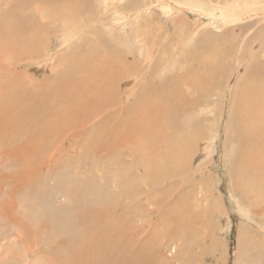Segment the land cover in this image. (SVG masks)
I'll list each match as a JSON object with an SVG mask.
<instances>
[{
  "label": "rangeland",
  "instance_id": "obj_1",
  "mask_svg": "<svg viewBox=\"0 0 264 264\" xmlns=\"http://www.w3.org/2000/svg\"><path fill=\"white\" fill-rule=\"evenodd\" d=\"M7 1L10 2L11 0ZM107 2L109 4H107L106 7L109 6V9H114L113 13L115 16L113 19L112 16L107 15V9L101 10L102 13H98L99 17L95 19L93 10L90 8L97 5L98 1H89L90 8L86 9L84 17L87 15L93 17H86L92 20L85 28V31L87 33L90 31V33H84V35L87 36L86 39H81L80 33L76 37L70 38L63 46H61V43L57 40L58 36L56 30L58 29V25L54 26V23L40 18L43 29L40 30L41 39L39 45L40 47H44L43 45L48 41L47 30L52 32V56L54 58L57 56L54 59L57 65L59 63V57L56 53L58 49L62 48L67 50L66 53L62 55L65 57L74 54L82 55L85 54L84 51L90 49L92 53L97 43H102L100 45L103 46L102 48L106 55L116 54V57H119L118 64L122 73L120 75H122L121 79L123 78L122 81H115L116 96L113 97L111 102H109V96H102L100 101L102 106L100 109H94L96 107V101L92 95L94 86L91 87L92 89L90 87H88L89 89H78L75 93L69 94L67 88L68 82H63L62 87L65 89V94L60 95V97L56 95L49 101L50 112L47 121L51 123L55 120V127L46 125L45 129L49 130L48 134H46L44 129L40 131V134L43 135L42 137L45 138L44 142L50 144L46 151L42 148L41 161H39L41 173L40 184L42 185L40 187L42 191L41 195H45L41 196L42 201H44L39 204V207L41 205L40 209L43 208L48 215L58 218L61 215L67 218L69 215L73 216L78 206H82L81 208L92 207L91 205L95 204L92 200L94 198L93 195L94 193L97 194V191L99 195L103 194L105 198L109 197L110 202L109 198L106 202L108 201L110 207L106 208L107 210L101 216L104 222L102 227L106 229L109 226L107 230L114 231V240L109 238V244L111 245L107 247L109 251L107 256L109 258L113 256L111 250L115 249V245L119 243L116 245L117 248L125 252L124 255H127L126 257L128 260L133 259V261H130L131 264H264V170L252 164V162L250 163L251 166L248 164L249 167L246 168V172L248 171L247 174L253 179L260 177L262 182L259 188L253 192L244 194V192L241 193L237 190L235 186V182L237 181L235 179L236 172L234 170L238 172V169L235 168V161L237 159L235 157L236 155L238 157L240 148L243 144L240 142L241 144L239 146V143L236 142L234 138L233 132L230 130L229 123L231 116H229V109H231L232 96L230 89L236 83L239 67H236L234 62L236 57H234V55L232 56V63L231 61H224V55L221 50L224 36L227 35L228 44L234 49L240 38H247V36L254 32L258 25L262 24V22L264 24V20H260L262 17L264 19V16L258 11H252L251 14H255L253 18L246 20L247 22L249 21L248 23L252 26H249L245 31L241 29H237L236 32L230 29L225 31L216 29L220 31V33H223L210 43L209 40L205 38L207 36L203 35L205 32L209 31L204 27L200 30L201 32L204 31L202 35L194 38L191 42V46H187L186 40H183L188 34L185 21L183 20V22L179 23L173 21V17L177 18L179 15H182V13L179 12V15L177 14L173 17L167 15L169 19L167 18V21L161 24L167 26L170 30L169 33L163 30H159V32L155 29L153 30V28H156L154 25V27L149 29L152 37L147 38V43L152 42L151 38H161L159 43H163V45L161 44L162 46H160V49L156 51L151 62H142L143 65L137 68V63L141 62L140 60L144 58L139 55V51L133 50L132 47L133 55L125 57L128 53L126 50L128 46L125 47V44L111 39L108 36L109 33L107 32L108 29L106 26H108V24L110 25L113 20L115 21L119 16L116 14V5L114 1L109 0L106 1V3ZM119 2L121 1L117 0V3ZM126 2L128 1H124V3ZM263 2L264 0H259L252 4L254 6L259 3L257 4L258 7L262 6L264 4ZM90 3H92L93 6ZM128 3L131 5V8H129V10H131L133 9V4L136 2L130 0ZM157 9L160 11V14L155 15L160 21L162 19V9L161 7H157ZM196 11L189 14L188 21H204L203 19H196L194 15ZM111 20L112 22L109 23ZM124 20L125 18L120 20V22ZM208 20L207 18L206 22ZM105 21H107V24ZM215 22L216 21H213L212 25L218 26L219 23ZM94 23L96 27L99 26V28L94 29L95 32L91 29ZM132 23L130 27L132 29L128 28L127 31L130 37L132 35L131 38L129 37V40L131 43L133 42L132 45H134V42L138 39H136L135 31L133 30L136 23ZM103 24H106V26ZM239 25H241V22H239ZM261 31L262 28L259 30V33H261ZM259 33H257L256 36H258ZM167 37L169 38L167 39ZM79 39L81 40L78 41ZM198 41L200 45L195 52V45ZM116 45L120 46L118 47ZM213 49L214 51H212ZM160 50L163 52H161L159 56ZM215 50L219 52L216 53ZM209 51L214 53L212 54ZM61 52L60 50V54ZM208 53L209 55H213H211L212 58H209ZM238 53H241L239 49L235 55H240ZM165 55L169 57L167 58ZM103 56L105 57V55ZM137 57L140 59L139 61H137ZM244 58H247V56ZM2 59L3 58L0 57V64L4 66L0 65V71L7 70L8 74H4L5 76L3 75L1 80L4 78L7 79L6 76L8 75V77L11 76L10 78H18L17 81L21 82L20 84H23L27 89V96L31 97L33 94V98L35 99L39 98L40 93L44 91L48 85L44 83V79L50 76L52 77L53 74H55L53 71H50L48 65L43 68L39 67L41 64L39 65L37 61H42L41 57H37L35 58L37 60L31 61L30 66H28V61H25L20 66L9 68L6 64L7 61L5 59L1 61ZM260 59L264 60V52L261 54ZM204 60H208V63L206 62V64ZM177 62L179 67L184 66L185 69H180L179 78L177 80H172L173 76L177 78L179 74ZM233 64L235 65L234 70L236 72L234 74V71L232 72L231 69ZM246 64L245 59V64L240 67L239 72L243 71L242 69ZM148 65H152L151 70L155 71L156 75H161V73H165L167 70L168 79L159 80L155 75L153 76V74L150 76L152 72L147 70L149 67ZM216 66L219 67V73L218 76H216V80H218L219 83L223 81L226 73L228 75L226 74L225 80L229 75V78L232 77L229 79L230 87L227 89L228 94H226L224 102H221V98L219 97L222 92L220 86L211 90L207 83H201L197 91L196 89L193 91L190 85V89L187 88V91L185 87L188 85L187 83H199L203 80V77H207L212 73L211 69ZM173 68L174 70H172ZM208 68L210 69L208 70ZM123 69L125 71H123ZM116 71L117 66L114 65V72L110 75L109 79L114 76ZM142 71L143 75L147 76V79L142 78L137 84L132 76L133 74L138 75ZM131 74L132 76H130ZM143 82H146L145 86H138L139 84L142 85ZM120 84H123V86L118 91L117 89ZM159 86L161 88H159ZM171 86L175 93V100L177 103L179 102L178 110L174 112V114L178 112L179 118L172 114L175 116V121L168 119L166 122L169 116L167 113L168 109L165 106L166 104L154 97L152 99L151 97L153 93L157 91L163 89L169 91ZM153 87L155 88L153 89ZM204 91H206V94H203ZM181 93L184 96L181 95ZM147 94L151 100L147 97ZM81 95H84L87 100L89 99L91 101L83 102L80 99L83 98ZM140 101L141 103L143 101L145 103L141 104ZM147 102L150 104H146ZM138 103H140V105ZM61 104L62 106H59ZM138 106L140 109L137 111ZM210 106L212 108H210ZM54 109H57V112ZM221 112H223V115ZM77 113L81 114L75 116ZM160 113L163 114V116ZM111 116L115 118H111ZM209 118L211 121H216L213 128H211L212 137H209L210 139L205 137V139L208 140L205 142V145L204 140L196 144V147L200 146L196 148L197 154L191 164L189 163V165H186L181 175L176 177L168 176L166 171L167 167L165 165L166 161L164 162L163 155L167 157L168 161L172 155L169 153L173 152L179 136L183 131L186 132L190 129V125H193V130L191 128L189 132L196 130L194 135L192 134L190 137L195 136L199 132V128L201 130L200 132H206V129L208 132L207 127L208 123H210L208 121ZM149 120L152 121L151 125L148 126L144 124V121ZM101 124L104 127L107 126V133H103V128L101 129L100 127ZM197 124H199V126ZM170 125H172V128ZM94 130L99 131L100 136L92 138L94 136L92 134ZM157 130L158 134L166 133L167 136L165 134L164 136L166 137L164 139H169L170 141L163 142V149L157 145L153 150L146 140ZM161 136L164 137L163 135ZM93 141L96 146L92 144ZM169 147L172 148V151ZM209 147L211 148V152L205 157L204 155L207 153V149H210ZM152 168L154 172H152ZM253 168H256V170ZM75 179L81 181L79 186L77 185L79 183ZM71 183L78 186V193L75 195L72 193ZM208 187H210L213 192V194H209V196L211 195L210 198L215 196L219 204V209L216 207L217 210H207V201H199L203 196L201 193H207L209 190ZM108 204L106 205L109 206ZM46 206H49L48 209ZM72 210L73 212H71ZM41 213L43 214L45 212ZM89 215H91V213ZM69 219L67 218L68 221ZM90 222L93 223L94 221ZM8 229L10 230V228ZM72 230L73 229L70 228L68 233L66 229L60 230L54 237L55 240L40 244V246H38L40 251H37L38 255L36 259H39V261L44 264H50V262L51 264H72V259L75 262H79L78 259L81 258L80 262L84 261L85 263H88V260H98L101 257L99 254L100 252H95V249L92 251V244L83 245L82 242L77 243L83 245H80V247H82V250H85L81 251V249L79 250L78 248L79 245L69 241V233ZM117 237L121 240H118ZM104 238H106V236ZM116 238L117 240H115ZM100 241L101 244L104 243L103 238H100ZM91 252L94 254L95 258ZM116 252L115 256L119 257L118 255L120 252ZM83 253L85 256L82 255ZM68 255L70 257L72 255V259L68 258ZM67 258L68 262L66 261ZM113 259H115V257H113ZM47 260L50 262H47Z\"/></svg>",
  "mask_w": 264,
  "mask_h": 264
},
{
  "label": "bare ground",
  "instance_id": "obj_2",
  "mask_svg": "<svg viewBox=\"0 0 264 264\" xmlns=\"http://www.w3.org/2000/svg\"><path fill=\"white\" fill-rule=\"evenodd\" d=\"M89 1L91 2V0H11L10 2H8L7 0H0V57L7 61L6 64L8 66L7 65L6 66L8 68L20 66L25 61H28L29 64L28 66H30L31 61L37 60L35 59L37 57H41L42 61H37L39 65L41 64L39 67L43 68L44 66L48 65L50 71H53L55 73L53 74L52 77L50 76L44 79V83L48 85L46 89L40 93L39 98L35 99L33 98V94L31 97L27 96L28 94L27 89L24 87L23 84H20L21 82L17 81L18 78L17 79L16 77L15 79L14 77L10 78L11 76L8 77L9 76L8 75L6 76L7 79L2 78L3 80H1V77L4 74H8V71L7 70H2V72L0 71V264H44L41 263L39 259H36L38 255L37 251H40V248L38 246H40V244L42 243L52 242L53 240H55L54 237L56 236L58 231L66 229L68 233V230L70 228L73 229L69 233L70 234L69 241L71 243L77 244L79 242H82L83 245L92 244V248H93V249L91 248L92 251L95 249V252L96 251H98V253L100 252L99 254L101 256L96 261L88 260V263H85L84 261L80 262L82 258L78 259L79 262H75L72 259V255L71 257L68 255V258L72 259V264H113V263L131 264L130 261H133V259L128 260L126 257L127 255L126 256L124 255L125 252L117 248L116 245L119 243L115 245V249L111 250L113 256H111L110 258L107 256V253L109 252L107 247L111 245L109 244V238L114 240V231L107 230L109 226L106 229L102 227V224L104 222L101 216L107 210L106 208L110 207L108 201L106 202V200H108L109 197L105 198V195L103 194L99 195V192L97 191V194L94 193L93 195L94 198L92 199L95 202V204H92L91 205L92 207H85V208H81L82 206L80 207L78 206V208L75 210L76 212L73 213V216H70L68 214L69 216L67 218L69 219L70 217L69 221L67 220L66 217L61 215L59 218L56 216L48 215L47 212L43 210V208H41L42 210L40 209L41 205L39 207V204L44 201V200L42 201L41 196H45L44 194L41 195L42 191L40 187L42 185L40 184L41 173L39 168V161H41V153L43 152L42 148H44L46 151L47 148L50 146L48 142L47 143L44 142L45 138L42 137L43 135L40 134V131H42L41 129H44L46 131V134H48L49 130L45 129L46 125L55 127L54 125L55 120L54 122L51 123L47 121V117L50 112L49 101L56 95L60 97V95L65 94V89H63L62 87L63 82L65 83L68 82L67 88L69 90V94L75 93L78 89L80 90L89 89L88 87L91 88L94 86L93 89L91 88L93 90L92 95L94 97V100L96 101V107L94 109L97 108L100 109L102 106L100 102L102 96H109V102H111L113 97L116 96L115 81L123 80V78L121 79L122 75L120 74L122 73L120 71L118 64L119 57L118 56L116 57V54L106 55V53H104L103 51L102 48L103 46L100 45L102 43H97V45L95 46V50L92 53L90 49L84 51L85 54L82 55L74 54L65 57L62 55L66 53L67 50H64L62 48L58 49L56 52L59 57L58 65L57 62L54 61V59L57 56L55 58L52 56V52H53L52 32L47 30V35H48L47 43L43 45L44 47H40L39 45L41 39L40 30L43 29L42 22H40V18H43L49 21L50 23H54V26L58 25L56 34L58 36L57 40L61 43V46H63V44L68 42L70 38H74L80 33H81V39H86L87 36L84 35V33L89 34L90 31H88L89 33H87L85 31L86 30L85 28L87 27L89 22L91 23L92 21L90 18H86L90 16L87 15V13H86L87 16L84 17L86 9L90 8ZM96 1H98V4L94 5L93 8H90L93 10L95 19L99 17V14L102 13L101 10L103 9H107L108 10L107 15L112 16L113 19V17L115 16L113 13L114 9L113 10L109 9L110 8L109 6L106 7V5L109 4L108 2L106 3V1L109 0H96ZM113 1L114 4L116 5L115 6L116 14L117 16H119V18H116V20L115 21L113 20V22L112 20L109 21V23L111 22L112 23L110 25L108 24V26H106L107 21H105L106 24L103 25L107 27L108 29L107 32L109 33L108 36L111 39H115L118 42L120 41L122 44H125V47L128 46L127 47L128 49L125 48L128 51L127 56L125 57H129V55H133L132 47L133 50L139 51V55L144 57V58L142 57L143 59L141 60L137 57L138 58L137 61L139 60L141 61L137 63V68L143 65L142 62L143 63L145 61L151 62L156 51L160 49V46L163 45V43H159V41H161V38L159 39L151 38L152 40L151 43H147L148 42L147 38L152 37L149 29L154 27V25L156 26V28H153V30L155 29L158 32L159 30H163L169 33L170 30L167 28V26L161 24L164 21L165 22L167 21L168 18L167 15L173 17L174 15L177 14L179 15V12L182 13V15H179L177 18L173 17V21H175L176 23L183 22V20L185 21V24L187 25V29H188V34L183 40H186L187 46H191L192 40L202 35L204 31L201 32L200 30H202L204 27L206 28V30L208 29L209 31L205 32L203 35L207 36L205 38L206 40H209L210 43L212 42V40L221 36V34L223 33V32L220 33V31L218 30L225 31L227 29H230L235 32L237 29L239 30L241 29L242 31L247 30L249 26L252 25L249 24L248 23L249 21L247 22L246 20L252 19L253 15H255V14H251L252 11H258L260 12V14L262 13V16H264L263 15L264 4L258 7L257 4L259 3H257L254 6L252 4V3H256L259 0H133L136 3L133 4V9L131 10H129V8H131V5H129L128 3L130 0H127L128 2L126 3H124V1L126 0H119L121 1L119 3H117V0H113ZM157 7H161L162 9L161 12L162 21L161 20L159 21L157 19V16L155 15V14L158 15L160 14V11L157 9ZM193 11H196L194 15L196 16L197 20L203 19L204 21L201 22L188 21L187 19H189V14H191ZM95 15L98 16L96 17ZM123 18H125V20L120 22V20H123ZM207 18L209 20L206 22ZM260 20H264L263 17ZM213 21L218 22L219 25L218 26L212 25ZM132 22L136 23L135 24L136 26L133 25L135 26L133 30L135 31L136 39H138L136 40V42H134V45H132L133 42L131 43V41L129 40L130 34L128 35V31H127V29L131 27ZM239 22H241V25H239ZM96 28H99V26L96 27L94 23L91 29L93 32H95L94 29ZM261 28L262 31L261 33H259V30ZM257 33H259L258 36H256ZM168 38L169 37H167V39ZM81 39H79L78 41H80ZM222 42L223 43L221 44V50L224 55V61H231L233 59L232 56L234 55V57H236V60H234L236 67H239L237 71L238 75H237L236 83L230 89L232 92L231 93L232 96H231V109H229L230 110L229 116H231V120L229 124H230V130L233 132L236 142L239 143V146L241 143L243 144V146L240 148L238 157L237 155L235 157L237 158L235 161V168L238 169L239 173L236 170L234 171L236 172L235 179L237 180L235 182V186L237 190H239L241 193L244 192L245 194L257 190L262 182V180H260V177L257 179H253L249 176V174H247L248 171L246 172L247 170L246 168L249 167L248 164L251 166L250 163L252 162V164L257 165L260 167V169L264 170V60L260 59L261 54L264 52V24L262 22V24L258 25V27H256L254 32L251 35L247 36V38H240L237 46H235L234 49L233 47L230 46V44H228L227 35L223 37ZM199 45L200 42L199 41L196 42L195 52L198 49ZM42 49H46V50H42ZM238 49L241 51V53H238L240 55H235ZM60 50L62 51L61 54H60ZM212 51H214V49ZM161 52L163 51L160 50L159 56L161 55ZM217 52L219 51H216V53ZM103 55H105V57ZM211 55H209V58L211 57ZM245 56H247V58H244ZM3 59L1 61H3ZM245 59L247 64L242 69L243 71L239 72L240 67H242L245 64ZM207 61H205V63ZM114 65L117 66V71L114 74V76L109 79L110 75L114 72ZM148 66L149 67L147 68V70L152 72L150 76L153 74V76L155 75L156 78H158L159 80L168 79L167 78L168 72H166L167 70L166 71L164 70L165 73H161V75H156L155 71L151 70L152 65L151 66L148 65ZM177 66H178L179 74L177 75V78L176 76H173L172 80H177L180 76V69H185L184 66L179 67L178 62H177ZM234 68L235 65L233 64L231 68L232 72L234 71L233 74L236 73ZM209 69L210 68H208V70ZM172 70H174V68ZM123 71L125 70L123 69ZM211 71L212 73H210L207 77H203V80H201L199 83L190 84L187 83L186 81L188 85H186L185 87L186 89L187 88L190 89L191 86V88H193V91L195 89L197 91L201 83H207L209 89L211 90L213 88L215 89V87L220 86L222 88V92L219 97L221 98V102H224V98L226 97V94H228L227 89L228 87H230L229 79H231L232 77L229 78L230 77L229 75V77H227V79L225 80V76L227 74L226 73L224 75L223 81L219 83L218 80H216V76H218L219 73V67L216 66L212 68ZM132 74L130 76H132ZM146 77L147 76L143 75V71L140 72L138 75L133 74L132 76V78L136 80L137 84L139 83L140 79ZM145 83L146 82H143L142 85L139 84L138 86L143 87L145 86ZM122 86L123 84H120L117 90L119 91V89ZM154 88L155 87H153V89ZM159 88L161 87L159 86ZM170 89L169 91L164 89L157 91L153 93V96L151 97L152 99L154 97L160 102L166 104L165 106L168 109V111L167 110L166 111L169 115V116L167 115L168 117L166 119V122L168 121V119H172L173 121H175L174 120L175 116L179 118L177 114L178 112L174 114V112L178 110L179 102L177 103V101L175 100V93L173 88L171 90ZM205 92L206 91H204L203 94ZM181 95L183 94L181 93ZM81 96L83 98L80 99L83 102L91 101L89 99L87 100L84 95ZM147 97L150 99L149 95ZM140 103L138 104L140 105ZM142 103L145 102L143 101ZM146 104H150V103L147 102ZM59 106H62V104ZM210 108L212 107L210 106ZM139 109L140 108L138 106L137 111ZM54 110L57 112V109ZM222 113L223 112H221V114ZM80 114L81 113H77L75 116H78ZM172 114H174L175 116H173ZM161 115L163 116V114ZM112 117L113 116H111V118ZM210 118L208 119V121L210 122L208 123V127H207L208 132L207 129L206 132H200L201 130L199 128V132L195 136L190 137L192 134L194 135L196 131L194 130L192 132H189L191 128L193 130V125H190L189 126L190 129H188L186 132L183 131L179 136V138L177 137L178 138L177 144L173 149V152L169 153L172 155L170 156L168 161H167V157L163 155L164 162L166 161L165 165L167 167L166 171L168 176L176 177L181 175L186 165H189V163L191 164L192 160L197 154L196 148H199L200 146L198 145L199 147H196V144L204 140V145H205V142L208 141L207 139H205V137L206 138L212 137L211 128H213V125L215 124L216 121L214 120L211 121ZM151 120L144 121V124H147L148 126L151 125L152 124ZM197 125L199 126V124ZM170 126L172 128V125ZM100 127L101 129L103 128L104 132L101 130L103 133L108 132V129L106 128L107 126L104 127L101 124ZM99 133H100L99 131L94 130L92 132V134L94 135L92 138L100 136ZM165 134L166 133L158 134V130H157L156 132L152 133L151 137L147 138L146 141L148 142L151 149L154 150L157 145L161 149H163L162 148L163 142L169 140V139L167 140L164 139L167 136V134L166 136H164ZM161 135H163L164 137H162ZM94 143L95 142L93 141L92 144ZM94 145L96 146V144ZM210 152H211V148L207 149V153H205L204 156L205 157L208 156ZM253 169L256 170V168ZM152 172H154L153 168H152ZM75 180L79 183L77 184L79 186L81 184V181L78 179ZM71 185H72V193L75 195L76 193H78V186L73 183H71ZM208 189L209 190L207 191V193L204 192L205 195L204 193L203 194L201 193V195L203 196L202 197L200 196L201 198L199 199V201L200 202L207 201V208H206L207 210L208 209L210 211L211 209L217 210L219 209L218 208L219 204L217 203L215 196H212L210 198L211 195L209 196V194H213V192L210 187H208ZM109 202H110V198H109ZM106 204H108L109 206H107ZM46 207L48 209L49 206ZM41 212H45V213L42 214ZM71 212H73V210ZM90 213L91 215H89ZM90 221H94V222L91 223ZM8 228H10V230ZM105 236L106 238H104ZM100 238L101 239L103 238L104 241L103 244H101ZM117 238L115 240H117ZM120 238H118V240H121ZM82 244H77L79 245L78 247L79 250L82 248L80 247V245ZM83 250L81 249V251ZM116 251L120 252V254L118 255L119 257L115 256V253H117ZM84 253L82 254L83 256H85ZM113 257H115V259H113ZM68 258L66 260L67 262H68ZM47 262L50 261L47 260Z\"/></svg>",
  "mask_w": 264,
  "mask_h": 264
}]
</instances>
